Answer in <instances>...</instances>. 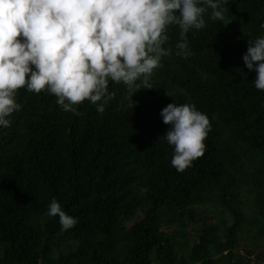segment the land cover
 I'll return each instance as SVG.
<instances>
[{"label":"trees","instance_id":"16d2710c","mask_svg":"<svg viewBox=\"0 0 264 264\" xmlns=\"http://www.w3.org/2000/svg\"><path fill=\"white\" fill-rule=\"evenodd\" d=\"M225 7L223 21L209 9L186 33L187 58L169 25L153 88L132 97L110 80L103 113L17 90L21 108L0 127V264L264 263V90L243 60L264 35V0ZM169 103H193L211 124L203 155L182 172L163 137ZM53 198L75 226L46 214Z\"/></svg>","mask_w":264,"mask_h":264},{"label":"clouds","instance_id":"9594fccd","mask_svg":"<svg viewBox=\"0 0 264 264\" xmlns=\"http://www.w3.org/2000/svg\"><path fill=\"white\" fill-rule=\"evenodd\" d=\"M226 3L0 0V127H8L11 114L21 108L16 101L20 88L46 90L65 112L73 114H78L74 106L85 100L103 113L113 95L108 90L110 80L125 84L132 97L137 89L153 88L151 74L168 54L162 47L168 40L167 27L178 25L181 41L175 45L176 55L187 58L192 52L186 33L205 26L209 9L210 19L223 21ZM243 60L256 72L255 87L264 90V35L249 41ZM160 115L169 125L163 137L174 146L171 165L182 172L203 155L210 120L193 103H169ZM46 214L58 216L63 230L77 223L56 198Z\"/></svg>","mask_w":264,"mask_h":264},{"label":"built area","instance_id":"2783aa9c","mask_svg":"<svg viewBox=\"0 0 264 264\" xmlns=\"http://www.w3.org/2000/svg\"><path fill=\"white\" fill-rule=\"evenodd\" d=\"M242 264H264V263H260L258 262L254 256H251L250 259H248L247 261H245L244 263Z\"/></svg>","mask_w":264,"mask_h":264}]
</instances>
